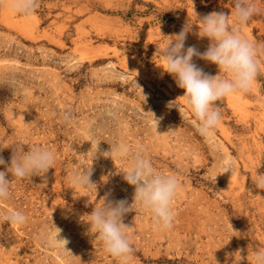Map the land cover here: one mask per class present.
I'll use <instances>...</instances> for the list:
<instances>
[{"label": "rangeland", "instance_id": "1", "mask_svg": "<svg viewBox=\"0 0 264 264\" xmlns=\"http://www.w3.org/2000/svg\"><path fill=\"white\" fill-rule=\"evenodd\" d=\"M9 3L0 0V144L47 146L56 162L43 177H10L11 195L0 208L19 209L27 220L0 225V264H121L87 234L79 216L92 205L68 184L70 171L90 163V144L81 142L89 134L102 139V150L118 142L142 145L154 169L179 179L171 229L159 230L135 205L124 215L133 248L126 264H235L237 250L238 264H249L252 251L264 246V190L251 180L260 156L256 171L264 172V0H255L259 11L238 26L256 45L257 77L246 93L216 102L221 118L211 137L199 133L179 97L183 89L156 65L163 63L156 47L179 32L192 0H38L29 15L13 13ZM193 4L200 15L231 16L234 8L233 0ZM208 42L193 26L185 47L204 51ZM192 59L208 74L218 71ZM172 100L177 107H167ZM151 111L159 118L156 130ZM0 156L7 162L11 147ZM225 159L232 161L231 173H221ZM123 167L97 153L90 177L97 199L108 192L109 199L132 201L134 186L123 173L100 181ZM52 222L68 250L40 241Z\"/></svg>", "mask_w": 264, "mask_h": 264}, {"label": "clouds", "instance_id": "2", "mask_svg": "<svg viewBox=\"0 0 264 264\" xmlns=\"http://www.w3.org/2000/svg\"><path fill=\"white\" fill-rule=\"evenodd\" d=\"M8 7L13 13L29 15L38 7V0H10ZM258 11L255 0H234L231 16L223 11H210L200 15L195 11L192 0V14L187 16L179 32L166 35L167 38L156 47L155 54L163 61L162 64H156L162 69L161 75L164 72L170 74L176 86L183 89L179 97L203 136L211 137L220 121L221 113L216 102L233 93H246L257 77L259 68L256 45L241 34L238 26L247 24ZM193 26L197 37L207 38L209 41L204 51H198L194 45L185 47L187 34L193 32ZM194 56L215 64L218 71L215 74L204 72L193 62ZM173 106L177 107L175 100L169 101L167 107ZM151 114L156 130L159 118L152 111ZM63 119L71 122V113L63 114ZM101 140L89 134L81 141H88L90 144L85 152L90 163L87 167H77L70 171L68 184L70 188L82 191L81 195L75 197L86 196L87 203L92 205L90 212L79 216V220L88 225L87 234L100 243L107 254L119 258L121 264H126L133 248L130 225L123 222L124 215L135 210V205L151 214V219L159 230L171 229L175 217L173 201L179 189V179L174 173H163L154 169L142 145L133 147L128 143L118 142L108 144L109 148L102 150L99 146ZM24 145L0 144V149L11 147V156L7 162L0 156V165L4 166L0 168V201H6L11 195L10 177H43L56 162V154L49 147L33 144L25 150ZM97 153L112 161L115 159L124 162L123 168H115L114 172L103 174L100 181L106 183L111 175L123 173V180L134 186L130 203L125 199H109L108 192L97 199V183L90 178L92 163L97 158ZM260 161L261 156L251 180L255 188L264 190V172L256 171ZM232 170V161L225 159L221 173H231ZM217 174L212 177L213 180ZM41 184L42 187L45 186L44 181ZM90 192L91 199L88 198ZM26 220V214L19 209L0 208V225L7 222L8 225L19 226ZM53 226V229L41 232L40 241L49 247L68 250L67 238L60 236L59 227L54 224ZM237 251L235 264L242 259L240 250ZM247 261L249 264H264V246L254 249Z\"/></svg>", "mask_w": 264, "mask_h": 264}, {"label": "trees", "instance_id": "3", "mask_svg": "<svg viewBox=\"0 0 264 264\" xmlns=\"http://www.w3.org/2000/svg\"><path fill=\"white\" fill-rule=\"evenodd\" d=\"M234 1V0H233Z\"/></svg>", "mask_w": 264, "mask_h": 264}]
</instances>
